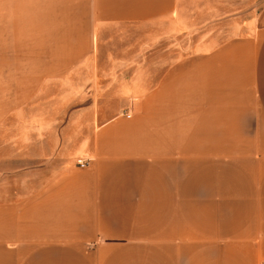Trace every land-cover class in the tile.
<instances>
[{"label": "crops", "instance_id": "obj_1", "mask_svg": "<svg viewBox=\"0 0 264 264\" xmlns=\"http://www.w3.org/2000/svg\"><path fill=\"white\" fill-rule=\"evenodd\" d=\"M0 264H264V0H0Z\"/></svg>", "mask_w": 264, "mask_h": 264}, {"label": "built area", "instance_id": "obj_2", "mask_svg": "<svg viewBox=\"0 0 264 264\" xmlns=\"http://www.w3.org/2000/svg\"><path fill=\"white\" fill-rule=\"evenodd\" d=\"M79 164L81 165V166H83L84 164L83 163H81V162H79Z\"/></svg>", "mask_w": 264, "mask_h": 264}]
</instances>
